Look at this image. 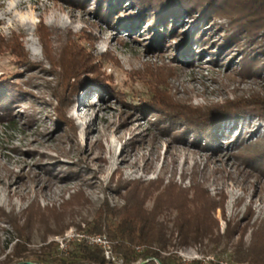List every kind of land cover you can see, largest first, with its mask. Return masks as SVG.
<instances>
[{
  "label": "rangeland",
  "instance_id": "1",
  "mask_svg": "<svg viewBox=\"0 0 264 264\" xmlns=\"http://www.w3.org/2000/svg\"><path fill=\"white\" fill-rule=\"evenodd\" d=\"M87 5L86 9L80 10L53 0H22L18 5L22 18L6 30L0 27L4 38L11 33L21 35L29 59L41 62L46 69L49 66L42 57L35 33L39 22L62 33V36L66 30L75 35H81L82 30L92 32L97 38L93 48L102 70L111 75L113 92L121 97L103 95L96 86L85 90L80 88L65 111L73 128L65 132L64 125L56 123L49 104L54 101L46 90L47 85L43 84L44 79L50 81L53 78L38 71L27 72L16 68L9 53L0 56V80L17 82L24 91L38 98L29 97L21 105L30 115L15 107L13 123L0 124V207L6 212L13 209L20 215L36 198L41 209L54 207L64 213L57 218L46 209L38 214L33 208L26 229L27 249L38 251L41 245L53 242L63 255L70 244L79 241L100 248L105 264H122L121 257L112 252L106 233H89L86 224L92 221L103 201L106 200L110 207L123 205V191L120 195L114 191L119 181L146 184L158 178L163 179L164 184L173 179L181 186H188L190 181L195 180L204 186L210 196L223 195V213L219 208L213 212L219 232L222 233L229 224V227L234 226L236 234L232 241H236L238 233L249 225L243 235L244 243L248 244L253 229L251 226L264 221V177L236 154L243 151L247 155H256L264 148L263 122L256 117H246L233 127L229 122L224 123L220 129V153L191 152L159 135L150 124L151 117L143 118L129 108L139 101H147L151 96L148 84L130 73L140 70L144 62L154 66L172 65L174 76L169 80L170 92L179 99H189L192 105H207L264 91V57L253 66L261 69L256 72L257 77L240 76L239 62L244 57L243 51L249 49L250 39H242L220 50L218 45L223 41L224 27L218 29L210 23V26L204 27L203 39H208V43L198 52H193L195 56L191 65L172 62L171 53L180 47L190 30V20L178 21L176 33L179 37L174 42L165 40V44H171V47L146 53L155 29L146 32L144 23L136 24L129 30V25L106 26L87 12L92 11V4L89 2ZM213 23L225 25V20ZM2 24L3 21H0ZM255 42L260 43L259 37ZM81 43L87 46L84 41ZM205 48L211 55L204 51ZM212 60H215L214 64L210 62ZM34 74L37 78L29 79ZM238 132L243 133L245 143L233 148L228 143ZM45 165H53L51 173H44ZM78 187L88 202L61 207L62 201L68 200ZM151 205L152 200L149 199L145 207L149 209ZM248 207L252 213L249 222L247 217H242ZM174 215V212L163 214L168 221ZM19 221L22 224L23 219ZM167 226L170 232L171 223ZM46 228L57 233L47 234ZM103 235L108 247L91 244L95 242L92 237ZM17 241L24 240H18L12 226L1 218L0 263L6 256H11ZM221 248L222 241L215 248L207 240L180 246L173 235L171 244L160 250V256L166 264H234L232 249L222 252ZM146 264L159 262L152 260Z\"/></svg>",
  "mask_w": 264,
  "mask_h": 264
},
{
  "label": "trees",
  "instance_id": "2",
  "mask_svg": "<svg viewBox=\"0 0 264 264\" xmlns=\"http://www.w3.org/2000/svg\"><path fill=\"white\" fill-rule=\"evenodd\" d=\"M53 1L80 10L86 9L90 2L92 11H86L106 26L129 25L131 26L127 28L129 30L136 24L144 23L146 32L155 29L152 34L153 39L146 47V53L171 47V44L168 46L165 44V40L171 39V42H174L179 37L176 33L178 21L190 20V30L179 44L180 47L171 53L172 62H185V65H191L195 56L193 52H198L208 43V39H203L204 27L212 23L214 27L218 29L224 27L225 30L223 41L218 45L220 50L242 39H250L249 49L247 52L243 51L244 57L239 62L240 76L257 77L256 72L261 70L253 66L264 57V0ZM216 20H225V25L213 23ZM35 33L41 46L42 57L49 66L48 69L44 68L41 62L36 63L29 59L28 52L20 39L21 35L16 33H11L7 38L0 34V56L9 53L16 68H23L27 72L38 71L44 76L49 75L53 78L50 81L44 79L43 84L47 85L46 90L54 101L49 104L53 109L56 123L63 124L65 132L73 129L65 111L71 104L72 96L80 88L85 90L96 86L103 95L121 98L118 93L113 92L111 75L102 70V64L98 61L93 48L97 38L92 32L82 30L81 35H75L70 30H66L62 36V33L39 22ZM256 37H259L260 43L255 42ZM82 41L87 46H84ZM204 51L208 53L206 48ZM210 62L214 64L215 60ZM130 74L148 84L151 96L147 101H139L137 105L129 108L136 110L143 118L151 117L150 124L159 135L169 138L170 143L188 148L191 152H210L212 155L220 153V129L224 123L229 122L233 127L241 119L256 117L264 124L263 90L251 93L247 97L236 96L222 103L192 105L189 99H179L170 92L172 87L169 80L174 76L172 65L154 66L144 62L140 70L137 69ZM31 78H37L36 74L30 75L29 79ZM29 97L37 98L33 93L24 91L17 82L0 80V124L13 123L15 107L30 115L28 110L21 107ZM33 108L32 105L31 109ZM72 134L75 135V131H72ZM262 138L264 139V134ZM242 143H245L243 133L238 132L228 145L238 148ZM236 156L250 164L251 168H256L259 175L264 177V148L256 152V155H247L240 151ZM51 167L53 165L43 166L44 173H51ZM184 178L183 175L182 179ZM114 191L118 195L123 191V205L110 207L106 200L103 201L92 221L86 225L89 233H106L112 252L121 257L122 264H135L138 261L136 264H141L142 261L146 264L152 260L166 264L160 256V250L171 244L173 235L180 246L195 245L207 240L216 248L222 241V252L228 248L232 249L234 264H264V221L251 226L253 229L248 244L244 243L243 235L249 225L243 227L240 234L238 233L239 237L236 241H232L233 235L236 234L235 227H229V224L220 233L213 216L216 208L221 209L223 213V195L216 196L217 199L210 196L204 186L195 180L190 181L188 186H181L173 179H169L164 184L161 178L146 184L140 181H119ZM155 192L157 193L153 196ZM149 199L152 200V205L147 209L145 204ZM87 202L84 192L78 187L68 200L62 201L60 206L71 207L74 204L83 205ZM33 208L38 214H42L46 209L57 218H61L64 214L54 207L41 209L36 198L21 211L20 215H17L13 209L6 212L0 207V219L4 218L12 226L18 240H24L17 241L11 256H6L0 264H105L100 248L79 241L70 244L63 255L58 252L53 242L41 245L38 251L28 250L26 229L28 216ZM171 212L175 215L168 221L163 214ZM250 212L251 209L248 207L242 216L247 217L248 222L252 218ZM21 219H23L22 224L19 221ZM169 222L170 232L167 226ZM46 232L57 233L48 228Z\"/></svg>",
  "mask_w": 264,
  "mask_h": 264
},
{
  "label": "clouds",
  "instance_id": "3",
  "mask_svg": "<svg viewBox=\"0 0 264 264\" xmlns=\"http://www.w3.org/2000/svg\"><path fill=\"white\" fill-rule=\"evenodd\" d=\"M22 0H0V21L3 24L0 27L5 30L13 26L14 21H19L22 18V13L18 10Z\"/></svg>",
  "mask_w": 264,
  "mask_h": 264
},
{
  "label": "built area",
  "instance_id": "4",
  "mask_svg": "<svg viewBox=\"0 0 264 264\" xmlns=\"http://www.w3.org/2000/svg\"><path fill=\"white\" fill-rule=\"evenodd\" d=\"M93 239L95 238V242L93 243H91V244H97V245H99V246H102V244H103V247H108L107 246V243H106V238H105V235H103V236H94V237H92ZM90 244V243H89ZM87 245V244H86ZM90 246V245H89ZM137 250H140V248H137ZM105 251V250H104Z\"/></svg>",
  "mask_w": 264,
  "mask_h": 264
}]
</instances>
